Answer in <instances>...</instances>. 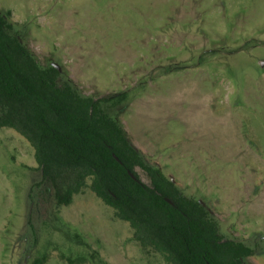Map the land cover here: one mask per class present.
Segmentation results:
<instances>
[{
    "label": "rangeland",
    "instance_id": "obj_1",
    "mask_svg": "<svg viewBox=\"0 0 264 264\" xmlns=\"http://www.w3.org/2000/svg\"><path fill=\"white\" fill-rule=\"evenodd\" d=\"M0 11L82 94L124 93L109 110L130 140L264 264V0H0ZM37 166L0 127V264H168L89 187L58 206Z\"/></svg>",
    "mask_w": 264,
    "mask_h": 264
},
{
    "label": "trees",
    "instance_id": "obj_2",
    "mask_svg": "<svg viewBox=\"0 0 264 264\" xmlns=\"http://www.w3.org/2000/svg\"><path fill=\"white\" fill-rule=\"evenodd\" d=\"M8 14L0 11V127L13 128L34 148L42 172L37 185L49 183L58 206L89 187L130 224L142 247L168 264H248L252 250L225 238L206 205L183 195L110 114L111 102L119 104L125 94H82L61 70L37 59Z\"/></svg>",
    "mask_w": 264,
    "mask_h": 264
},
{
    "label": "water",
    "instance_id": "obj_3",
    "mask_svg": "<svg viewBox=\"0 0 264 264\" xmlns=\"http://www.w3.org/2000/svg\"><path fill=\"white\" fill-rule=\"evenodd\" d=\"M52 65L55 66L56 68H58L59 70H61V66H60L58 63L53 62ZM130 174L134 177V174H133L132 172H130ZM168 200H169V199H168ZM200 202H201L202 204H204L202 201H200Z\"/></svg>",
    "mask_w": 264,
    "mask_h": 264
},
{
    "label": "crops",
    "instance_id": "obj_4",
    "mask_svg": "<svg viewBox=\"0 0 264 264\" xmlns=\"http://www.w3.org/2000/svg\"><path fill=\"white\" fill-rule=\"evenodd\" d=\"M133 143V142H132ZM134 144V143H133ZM135 145V144H134ZM136 146V145H135ZM137 147V146H136ZM138 148V147H137ZM138 149H140V148H138ZM143 153H144V151L142 150V149H140Z\"/></svg>",
    "mask_w": 264,
    "mask_h": 264
}]
</instances>
